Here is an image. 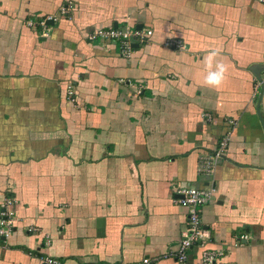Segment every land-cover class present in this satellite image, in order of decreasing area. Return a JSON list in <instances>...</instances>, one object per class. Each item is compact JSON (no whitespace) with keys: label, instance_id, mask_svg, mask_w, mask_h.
<instances>
[{"label":"crops","instance_id":"0c3cea01","mask_svg":"<svg viewBox=\"0 0 264 264\" xmlns=\"http://www.w3.org/2000/svg\"><path fill=\"white\" fill-rule=\"evenodd\" d=\"M65 1L0 0V205L15 201L0 264H176L183 185L213 188L211 264H264V2L69 0L27 25ZM127 25L152 31L128 55L84 39ZM213 47L228 66L218 88L203 82ZM228 122L223 157L197 174Z\"/></svg>","mask_w":264,"mask_h":264},{"label":"built area","instance_id":"2783aa9c","mask_svg":"<svg viewBox=\"0 0 264 264\" xmlns=\"http://www.w3.org/2000/svg\"><path fill=\"white\" fill-rule=\"evenodd\" d=\"M264 2V0H259ZM72 3L67 0L60 5L57 15H45L37 19L36 21H27V25L34 26V24L40 25L45 28L46 21H55L60 16H66L71 10ZM152 31L149 28H136L133 26H125L123 28L113 27H100L87 32L84 36L86 41L94 40H109L117 41L120 45V53L128 55L131 46L130 41L132 39L137 40L138 43L144 42ZM42 35H45L42 33ZM166 45L175 48H184V44L175 38L166 39ZM67 96L70 100L74 99L71 85L66 87ZM140 89H135V94H139ZM204 116L209 117L207 112H204ZM228 129L224 130L215 143V146L208 152L202 153L198 156L196 162V173L209 176L213 172L214 165L221 159L228 147L230 140V128L231 122L227 123ZM212 187H194L190 185L177 186L175 189L176 198L175 201L186 209V221L183 230L180 232L177 248L174 253L176 264H189L188 258L190 252L195 247L197 249V264H211L216 259L223 255V250L206 248L204 240L207 237V233L202 226L201 222V207L206 203L212 192ZM13 197H7L0 205V235L6 236L12 229V221L14 211L11 206L14 203ZM28 230H35V228H28ZM46 263L55 264L57 260L50 257H42ZM142 263L148 262V258H143Z\"/></svg>","mask_w":264,"mask_h":264},{"label":"clouds","instance_id":"9594fccd","mask_svg":"<svg viewBox=\"0 0 264 264\" xmlns=\"http://www.w3.org/2000/svg\"><path fill=\"white\" fill-rule=\"evenodd\" d=\"M222 49L213 47L208 49L207 55L204 57L206 74L203 82L206 86L211 88H218L226 79L228 66L218 59L221 55Z\"/></svg>","mask_w":264,"mask_h":264},{"label":"water","instance_id":"95a60500","mask_svg":"<svg viewBox=\"0 0 264 264\" xmlns=\"http://www.w3.org/2000/svg\"><path fill=\"white\" fill-rule=\"evenodd\" d=\"M46 22H47V23H51L50 20H47ZM132 46H136V44L134 43V44H132Z\"/></svg>","mask_w":264,"mask_h":264}]
</instances>
